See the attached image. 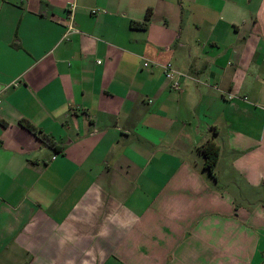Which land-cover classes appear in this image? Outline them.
Instances as JSON below:
<instances>
[{
  "label": "crops",
  "instance_id": "obj_1",
  "mask_svg": "<svg viewBox=\"0 0 264 264\" xmlns=\"http://www.w3.org/2000/svg\"><path fill=\"white\" fill-rule=\"evenodd\" d=\"M263 258L264 0H0V264Z\"/></svg>",
  "mask_w": 264,
  "mask_h": 264
},
{
  "label": "trees",
  "instance_id": "obj_2",
  "mask_svg": "<svg viewBox=\"0 0 264 264\" xmlns=\"http://www.w3.org/2000/svg\"><path fill=\"white\" fill-rule=\"evenodd\" d=\"M149 17V10H146L144 13V21H146ZM132 26H136V27H144L145 26V22H132L131 24ZM19 124L21 126H23L24 128H26L27 130L33 132L34 134H36V136L40 139V141L42 143H44L47 146H50L54 149H57L56 144L54 143V141L49 138L48 136L40 133L39 130H37L36 128H34L27 120L25 119H20ZM198 151L202 154L203 156V164L202 167L206 172V175L209 178L215 179V175H214V164L215 161L217 159V155H218V148L217 146L209 139L207 138L204 142H202L199 146H198ZM260 264H264V258L262 260V262Z\"/></svg>",
  "mask_w": 264,
  "mask_h": 264
},
{
  "label": "built area",
  "instance_id": "obj_3",
  "mask_svg": "<svg viewBox=\"0 0 264 264\" xmlns=\"http://www.w3.org/2000/svg\"><path fill=\"white\" fill-rule=\"evenodd\" d=\"M73 8H74L73 4H71L68 7V18L70 19V21L66 25V32H69V31L78 32V29L73 24V11H72ZM149 65L150 66H160L162 68L164 78L169 81L171 88H173L174 90H179L180 86L177 80L175 79V75L180 74V73L174 69V67L172 66L170 62H165L163 64H158L156 62H149L146 60L142 62V66H149ZM230 97L231 95L227 94V98H230Z\"/></svg>",
  "mask_w": 264,
  "mask_h": 264
}]
</instances>
